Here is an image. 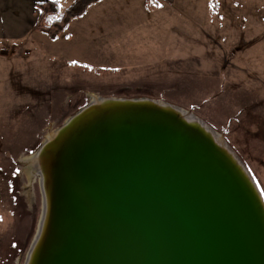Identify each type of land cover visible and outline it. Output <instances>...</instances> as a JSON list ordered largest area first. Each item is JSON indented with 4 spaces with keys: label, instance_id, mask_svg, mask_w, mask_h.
Here are the masks:
<instances>
[{
    "label": "rangeland",
    "instance_id": "374dc122",
    "mask_svg": "<svg viewBox=\"0 0 264 264\" xmlns=\"http://www.w3.org/2000/svg\"><path fill=\"white\" fill-rule=\"evenodd\" d=\"M146 1L94 4L56 39L35 30L0 48V264L25 263L42 215L40 177L27 179L23 158L93 97L189 112L264 201V0Z\"/></svg>",
    "mask_w": 264,
    "mask_h": 264
},
{
    "label": "water",
    "instance_id": "95a60500",
    "mask_svg": "<svg viewBox=\"0 0 264 264\" xmlns=\"http://www.w3.org/2000/svg\"><path fill=\"white\" fill-rule=\"evenodd\" d=\"M54 153L35 264H264L259 190L153 104L87 106Z\"/></svg>",
    "mask_w": 264,
    "mask_h": 264
},
{
    "label": "bare ground",
    "instance_id": "6f19581e",
    "mask_svg": "<svg viewBox=\"0 0 264 264\" xmlns=\"http://www.w3.org/2000/svg\"><path fill=\"white\" fill-rule=\"evenodd\" d=\"M118 100L116 98H102V97H93L89 106H102L103 104L112 101ZM123 100V99H121ZM133 101H142L153 104L155 107L160 108L162 111L169 113L176 118H178L183 124L189 126L191 129L201 131L221 152L230 164L239 172V174L244 178L245 182L249 186H253L255 191L259 190L256 183L254 182L250 172L238 158V156L231 150L226 143L221 140V138L213 132V130L206 125L204 122L198 120L189 112L182 110L176 106L167 104L161 100H153L147 98L140 99H131ZM83 110V109H82ZM75 119V116L70 117L65 124L58 130L51 133L42 146L36 151L35 154L24 157V172L26 173L27 179L31 182L34 179V176L37 175L40 177V185L43 194V208L42 215L40 217V222L38 225L37 233L34 237V240L30 246V249L27 253L24 264H35L37 254L41 247L42 241L45 238V233L48 227L50 214H51V185H52V172L54 168V158H55V149L58 148V144L62 137L64 128L72 123ZM28 181V182H29ZM29 182V183H30ZM262 197V196H261ZM263 199V198H262Z\"/></svg>",
    "mask_w": 264,
    "mask_h": 264
},
{
    "label": "crops",
    "instance_id": "0c3cea01",
    "mask_svg": "<svg viewBox=\"0 0 264 264\" xmlns=\"http://www.w3.org/2000/svg\"><path fill=\"white\" fill-rule=\"evenodd\" d=\"M43 1L47 0H0V48L3 44L24 43L33 35L38 19L36 5ZM57 1L62 7L64 0ZM75 1L68 0L70 5ZM106 1L108 0H102L95 5H100ZM163 1L166 0H154L158 5ZM146 5H148L147 1Z\"/></svg>",
    "mask_w": 264,
    "mask_h": 264
},
{
    "label": "trees",
    "instance_id": "16d2710c",
    "mask_svg": "<svg viewBox=\"0 0 264 264\" xmlns=\"http://www.w3.org/2000/svg\"><path fill=\"white\" fill-rule=\"evenodd\" d=\"M102 0H76L64 11L61 10L60 3L57 0H47L39 2L36 5L38 10V19L35 24V30L47 35L50 39H56L75 18H78L87 9ZM150 5V0H147Z\"/></svg>",
    "mask_w": 264,
    "mask_h": 264
}]
</instances>
